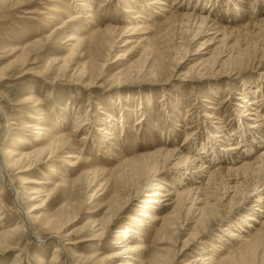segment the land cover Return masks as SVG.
<instances>
[{"label": "rangeland", "instance_id": "1", "mask_svg": "<svg viewBox=\"0 0 264 264\" xmlns=\"http://www.w3.org/2000/svg\"><path fill=\"white\" fill-rule=\"evenodd\" d=\"M8 1L0 0V70L16 63L14 68L4 70L7 77L0 80V106L7 114L5 125L13 122L10 123L13 128L1 136L0 147L9 146L22 151L49 143V140L39 141L36 132L20 133L24 122L32 120L28 114L34 110L31 105L18 103L33 92L43 101L37 108V116L44 112L48 114L44 122L46 135H70L69 140L62 141L67 142L66 148L53 153L56 155L37 167L36 177L50 181L46 189L52 198L33 214L39 218L55 219L61 227L58 231L65 238L77 241L68 245L69 258L61 255V264L121 262L119 258L108 263L100 259L122 248L119 234L128 227L131 230L137 227L135 222L138 221L130 217L144 218L142 213L151 211L144 210L142 205L145 203L142 202L143 199H157L158 195L154 193L158 189L144 187L139 198L128 201L108 224L103 238L81 242L79 239L91 237L99 228L96 225L108 220V209L124 203L130 186L138 181V168L147 163L142 154L163 148L194 154L191 152H198L195 148H200L208 140L216 130L215 126H221L228 133L240 131L237 114L244 107L238 105H247L249 97L245 99L244 96L249 92L254 96L260 84L264 87L263 0H161L164 4L154 3L144 13L146 19L137 18L141 19L137 21L139 27L144 29L135 34H129L132 31H127L126 27L130 23L136 24L141 5L152 0H86L93 8L89 12V8L79 9L81 0H26L23 6L17 7ZM236 1H241L242 9L232 8ZM250 6L252 10L248 9ZM186 13L207 17L210 27L203 28L205 34L197 32L194 25L189 26L191 23ZM77 14L81 15L77 21L69 20L70 16ZM89 14L92 16L87 18ZM111 26L118 28L114 39L106 31ZM73 32L86 38L76 55L65 63L50 64L53 57L62 58L68 54L70 46L65 45L64 37ZM129 38L132 41L127 42ZM35 41L37 44L30 47L34 50L27 64L32 74L18 77L21 74V51L12 52L10 49ZM209 41L212 42L209 44ZM62 64L64 68H61ZM82 68L89 74L87 81L93 78L88 88L72 82L79 78L78 71ZM36 73H43V79L37 78ZM262 93L264 100V89ZM210 113L212 117L207 116ZM82 117L90 121L83 130L75 132V124ZM220 117L223 120L219 125L216 121ZM121 119L124 121L120 122ZM33 121L40 123L38 119ZM109 121L118 128L114 138L105 139L100 129ZM250 121L254 123L256 120ZM25 137L31 138V144L19 140ZM79 149H83L82 164L68 165L65 154ZM259 149L262 147L256 148L254 153ZM175 158L169 159L168 168L161 174L163 178L176 174V170L171 168ZM84 168L90 172L99 170L98 184L89 186L86 177L75 184ZM12 176L17 179L16 185L22 191L23 200L34 207L36 202H28L24 190L19 187L18 176L14 173ZM99 185L103 187V194L96 191L91 196ZM258 194H253L254 198ZM4 199L5 217L1 221L7 226L16 224L21 220V213L11 190ZM68 204L71 208L61 209ZM151 204L149 201L148 205ZM253 204L256 203L251 202L248 206ZM229 209L225 208L226 211ZM243 211L246 212L241 210L237 217ZM181 219L184 226L180 236L160 238L156 231L161 222L141 228L138 236L148 246L143 252L145 261L157 256L174 260V264H186L199 252L212 253L210 250L213 249L217 257L228 258L226 264H264V238L256 248L244 246L239 240L227 244L226 251L214 248V245H222L219 234H222L223 222L212 234L197 237L184 250V240L197 227L187 211L183 212ZM257 228L259 230V226ZM35 230L38 240L33 242L25 232L19 245L21 250L0 249V264H27L24 260L26 254L32 264H50L58 245L57 238L53 236L55 231L50 233L39 226ZM128 232L132 234V231ZM25 247L27 251L24 254ZM18 253L23 255L17 256Z\"/></svg>", "mask_w": 264, "mask_h": 264}, {"label": "bare ground", "instance_id": "2", "mask_svg": "<svg viewBox=\"0 0 264 264\" xmlns=\"http://www.w3.org/2000/svg\"><path fill=\"white\" fill-rule=\"evenodd\" d=\"M25 1L26 0H9L8 2L13 3V5L17 7L23 6ZM240 2L241 1L233 2L234 7L232 8H237L238 10L242 9L239 5ZM243 2L246 3V1H242V3ZM154 3L164 4L161 0H152L149 4L146 3L141 5L142 11L136 16V24L130 23L128 27H126L127 31H132L129 34H135L144 29V27H139L140 24L137 21H141V19L137 20V18L146 19L147 16L144 13H146L148 9H151V6H154ZM78 7L79 9L89 8L88 12L93 10L91 3L86 0H81ZM248 9L252 10L251 6ZM238 14H240L239 11ZM185 15L191 23L189 26L193 27L194 25V28H198V30H196L197 32L204 33L205 30L203 28L210 27L207 22V17H200L198 16L199 14L194 15L192 13H186ZM90 16L92 15H86L87 18ZM79 17H81L79 14L76 16H70L69 20L77 21ZM143 23L145 24L147 21H144ZM59 28L62 29L63 27L59 26ZM106 31L114 39V37L117 36H115V34L117 33L118 28L116 26H111L106 29ZM131 36L135 37L134 35ZM64 38L65 45L70 46L68 54L62 58H59L58 56L53 57L50 64H59L60 62L65 63L66 60L76 55L79 45L82 44L84 39H86L77 32L66 34ZM131 38L127 39V42L132 41ZM211 42L212 41H209V44ZM35 44H37V41L24 47L14 46L10 49L12 52L21 51V74L18 77L32 74V71H30L27 64L29 56L32 55L34 50V48L30 47H33ZM205 48L207 47H204L203 49ZM15 63L16 61L12 64V66L8 64L6 68H14ZM63 65L64 64L61 65V68H64ZM6 68H1L0 80H4L7 77L6 71H4ZM42 74L43 73H36L34 75L37 78L41 77L43 79ZM78 75L79 78L76 80L73 79L74 81L72 82L84 85L86 88H88V86L93 82V78L87 81L86 78L89 74L86 70H84V68L78 71ZM263 89L264 87L260 84L258 90L255 91L256 94L254 96H252L250 92L244 96L245 99L246 97H249L246 100V102L248 101L247 105H238L240 108L244 107L242 111L239 110L241 112L237 114L238 124L239 127H241L240 131L237 130L233 133H228L224 132L221 126H215L216 130H212L213 133L209 135L208 140H205L206 142H204L200 148H195L198 152H191L194 154H183V151H179L180 149L178 150L176 148H165L166 150L163 148L156 150L153 153L150 152L142 154L141 157H143L147 163L141 168H138L139 172L136 177L138 178V181L135 179L137 182H134L132 186L129 185L130 192L127 198L123 199L124 203L117 208L111 206L108 209L110 215L108 220L97 224L96 227L99 226V228L92 233L91 237L81 238L79 239V242L89 240L91 238H103L108 230V224L112 223L113 218L117 216L123 208H125L127 202L139 198L144 187H152L154 190L158 189V192L154 193L158 195V198L154 200L151 198L143 199L142 203L145 204H141L142 207H144V210L150 209L151 211L143 212L142 214H144V218H138L135 216L130 217L132 220L138 221L135 222L137 227L134 228V230H131V228L129 229L128 227V229L124 230L123 233H120L119 236H121V242H123L120 247L122 248L111 251L105 256H102L100 259L102 262L108 263L111 262V260L113 261L115 258H119L121 262H112V264H174V260L168 261L163 257L160 258L157 256L153 257L149 261H145L143 258V252L148 248V246L138 235H141L140 230H142L141 228H143L144 225H151L153 222H161L162 224L156 231V234L160 238L167 237L168 235L180 236L183 234L182 229L184 223L181 216L184 211H187L190 217L195 220L194 222L197 227V230L190 232L188 237L184 240V250H187L189 243L195 241L197 237L212 234L220 222L224 223V226L222 227V234H219V239L222 245H214V248L220 247L222 250L226 251L228 249L227 244H233L237 240L241 241L244 246H253L256 248L262 241L261 239L264 238ZM42 103L43 101L33 92L22 97L18 104L24 106L31 105L34 112H30V114H28L32 120L24 122L20 133L35 134L36 132L38 137H40L38 139L39 141L49 140V143L33 146L32 149H24L22 151L12 149L9 146L0 147V204L2 206L0 209V249L20 248L19 245L21 237L25 232L28 233L33 242L38 240L37 231L35 229L39 226L47 229L50 233L55 231L53 236L57 238L58 245L54 250L50 264H61V255H67V251L69 250L68 245L76 244L77 241L74 242L69 238H65L64 234H61V232L58 231L61 227H58L59 222H56L55 219L39 218L40 216L34 215L33 212L38 208L46 206V201L52 198L51 193L46 189V185L50 181L36 177L37 167L48 162L56 155L53 153H59L66 148L67 146L65 145H67V142L62 143V141L69 140L70 135H55L54 133H48V135H46L47 132H45L46 126L44 125V122L47 120L46 117L48 114L44 112L42 116H37V108ZM61 108L65 109L64 106H61ZM0 115L1 138L2 135L8 134L9 130L13 128L10 125V123L12 124L13 122H8L5 125L4 119L7 118V114L2 106H0ZM207 116L212 117L213 115L210 113L207 114ZM41 117L45 118L40 119ZM78 118L79 117L76 119ZM140 118H143V115L140 116ZM35 119H38L40 123H35L33 121ZM115 120L119 119L115 118ZM222 120V117H220V119L216 122L219 124L222 123ZM250 120L256 121L252 123ZM88 121H90L89 118L77 120L74 131L76 132L78 129L83 130ZM123 121L124 120L121 119L120 122ZM63 122L66 123L67 121L63 120ZM243 123H246V126H244ZM102 127L103 129H100L102 133L100 134H102L105 139L114 138L118 128L116 124L109 121L102 124ZM255 133L258 134L255 135ZM104 134H107L108 136H105ZM19 140L23 141L22 143L31 144V138L29 137L20 138ZM259 143L262 144L260 145ZM72 144L73 143H71V145ZM259 146L262 147V150L259 149L254 153V150H256ZM82 150L83 149H79V151L66 153L65 157L67 159V164L70 166H78L82 164ZM174 157L176 158L172 163L171 168L173 171L176 170L174 171L176 174L171 177L163 178L161 174L168 168L167 163H169V159H173ZM13 173L18 176V180L20 181L19 187L24 190L23 192L26 195L27 201L36 202L34 207L29 206L28 203L23 200L22 191L17 187V179L12 176ZM90 175H92L91 178ZM98 176L99 170H93L90 172L88 168H84L81 174H79L75 179V184H78L82 177H86L88 179L89 186L98 184ZM100 186L101 185L94 188L91 196L94 195V193L96 194V191H101V193L103 192V187L100 188ZM9 190H11L14 195L17 208L21 213V220L16 224H10L7 226L6 223H3L1 220L5 217L3 215L5 212L4 198L8 194ZM255 193H259L257 198H254ZM229 195H231L230 198H228ZM149 201L153 204L148 205ZM37 202L40 203L37 204ZM251 202H255L256 204L248 206ZM63 207L64 208H61L63 210L67 208L69 209L71 208V204L63 205ZM169 207H172L171 210H168ZM226 207L230 208L229 211L225 210ZM241 210H246V212L243 211L244 213L241 216L238 215L239 217H237V214ZM37 224L38 226H36ZM130 225L133 224L131 223ZM257 226H259V230H257ZM128 231H132V234H129ZM29 242L30 240L27 241V244ZM26 251L25 247L23 253L25 254ZM210 252L212 253L199 252V254L196 255L197 257L195 256L193 260L188 261L186 264H226V262H228V258L226 257H217L215 250L212 249ZM21 254L18 253L17 256H21ZM24 260L27 264H32L29 256L27 257V254L24 257Z\"/></svg>", "mask_w": 264, "mask_h": 264}]
</instances>
